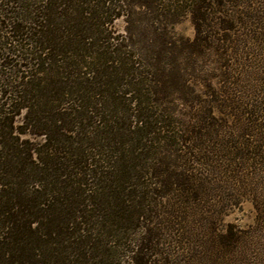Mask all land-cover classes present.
<instances>
[{"label": "trees", "instance_id": "obj_1", "mask_svg": "<svg viewBox=\"0 0 264 264\" xmlns=\"http://www.w3.org/2000/svg\"><path fill=\"white\" fill-rule=\"evenodd\" d=\"M0 69V264H255L264 0H0Z\"/></svg>", "mask_w": 264, "mask_h": 264}, {"label": "rangeland", "instance_id": "obj_2", "mask_svg": "<svg viewBox=\"0 0 264 264\" xmlns=\"http://www.w3.org/2000/svg\"><path fill=\"white\" fill-rule=\"evenodd\" d=\"M114 26L117 29L118 32L124 33L126 22L124 19H117L114 22ZM174 30L177 34L192 38L194 36V28L191 22V19L189 17H184L175 24ZM1 70V69H0ZM0 73L3 74L2 71ZM184 108V106H183ZM186 110L189 109V106H186ZM17 124L21 125L22 122V116L17 117L16 119ZM27 137V136H26ZM262 186V185H261ZM264 191V186L260 187V193ZM260 213L257 212L255 209V206L252 201L247 200L243 202L241 205L232 208L229 210L227 215L224 217L223 224H235L238 227L249 230L250 234L248 235L249 239H251L252 244L248 247L249 256L257 257L255 261V264H264V224L259 226L257 225L260 221L259 219ZM253 227H256L253 229ZM123 242H121L120 245H122ZM126 261L123 264H130V260L126 258ZM92 264V263H91ZM96 264H99L96 262ZM173 264H200L197 261H194L193 259L188 260L187 258H182L181 260L175 261Z\"/></svg>", "mask_w": 264, "mask_h": 264}]
</instances>
